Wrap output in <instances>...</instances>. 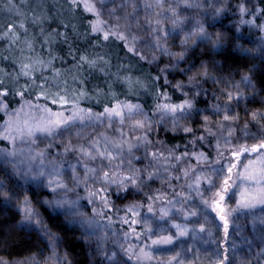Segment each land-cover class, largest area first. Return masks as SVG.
I'll return each mask as SVG.
<instances>
[{
    "label": "snow or ice",
    "instance_id": "1",
    "mask_svg": "<svg viewBox=\"0 0 264 264\" xmlns=\"http://www.w3.org/2000/svg\"><path fill=\"white\" fill-rule=\"evenodd\" d=\"M109 0H71V4L75 6L83 5L85 11L92 13L95 16V21L90 22L91 31L93 33H99L102 35L103 40L107 41L110 37L124 41L125 47H127L128 52L139 55L140 59H146V57L136 51L135 45L139 37L130 32L131 24L130 17L136 19L137 7L135 0H126V5L132 8L131 13H125L123 17L116 14V9H107L106 5ZM97 4L100 7H97ZM179 5H177L178 7ZM186 7H200L199 4L193 5L185 3ZM124 7V5H122ZM143 7L145 10L154 8H163V0H155V3L150 2V0H144ZM107 10L109 17L114 21L112 24H108L106 20L102 18L103 11ZM216 14H220L224 11L223 8H216ZM239 11L243 17L247 13V9L243 4L239 5ZM168 12L171 20L172 30L175 31L180 23V17L176 11V8L169 7ZM264 12V9H257V12L253 14L252 19L244 20L241 19V24H248L250 26H255L256 15ZM157 17L160 16L159 12H154ZM148 25L151 27L152 33L160 32L162 35L153 36L152 48L159 51L161 54L166 55L176 62L170 67L172 69L179 70V63L185 60L186 50L191 40L193 44L197 41L195 38L199 39V42H209L214 48L221 46V41L219 36L215 39L206 33L203 26H200L196 30L184 35L181 40V48L185 49L180 52H171L161 40H167V37L171 34L169 31H164L162 25L163 21L161 19H156L152 21L147 16L145 17ZM36 22L35 20L33 21ZM155 24L156 27H152ZM107 25V28L105 27ZM138 26V25H137ZM21 29L25 28V25L21 23L19 25ZM261 30L264 31V25H261ZM11 26L8 31L11 32ZM13 40L19 39L18 36L13 33ZM31 49V44L28 45ZM31 60V58H28ZM75 59V57H73ZM102 59V58H101ZM157 59L155 55L149 60V63L154 62ZM79 64L76 65L77 68L82 67L83 64H87L89 67H94L97 63L95 59H89L87 56L80 57ZM107 63V62H105ZM52 60H49L47 64L43 60L37 59L31 63H22L19 74L15 77L16 80L22 76L28 81L21 86L22 90L16 89L12 92V95L19 96L21 100L24 99L25 92L29 90L30 87L35 86L39 89V94L36 96V100L41 99L45 101H50L53 105H58L61 110L53 111L47 104L41 105L39 103L33 104L31 101H24L19 109L14 110L13 113H9L8 104L5 102V98L9 96V90L4 85V79L0 77V112H4L5 115L9 116V119L5 121L3 130L0 131V140L8 141L11 145L10 149H0V164L5 166L11 165L13 174H19V166L25 163L24 159H18L19 157H25L28 161L27 171L23 173L21 178H30L35 181L38 186L43 185L50 189L53 194L62 191L65 195L63 198L54 199L52 201H43L54 213L61 214L66 218H69V223L79 224L81 227L91 226L98 223L93 219H88L85 217L82 211V205L80 203L81 199H87L89 205H99V207H92L91 211L94 217H104L106 211L112 210V201L109 199L110 191L112 186H115V193L118 195L121 191L128 192L131 187L136 192H142L143 186L147 185L149 181L155 179H162L159 169L153 168L148 170L145 168L143 172L139 168L133 166V160H140L141 158L135 156L133 153L134 149H138L144 146L152 145L153 141L149 139V133L156 132L153 127L152 120L148 117L146 113H143L140 105H134L131 103H116L113 107H104L102 113H93L91 109H83L79 107V99L83 98L86 93L81 90L78 94L73 91L71 98L68 95L67 81H63V87L56 83L55 78H50L43 75V71L50 67ZM169 65H165L164 68H160L159 72L161 75L153 77V81H160L163 79V84L168 86L170 84L168 80L167 70ZM202 71L197 75H192L188 77L187 85L182 82H177L174 87L177 90L183 88H189L193 91L191 98H188L189 93L185 91L183 95L186 97L182 103H164L158 104L157 110L161 113L160 120L165 117H171V131L176 132L178 129L186 134H193L194 139L189 143L195 148L196 141H205V136L216 137V151L217 156L214 158V164L219 165L218 167L213 166V162L209 161V157L204 152L192 151L189 153L187 150V145L185 146V151L177 155V149L180 145H176L173 148L167 149V155L164 151L147 152L145 153V158L150 157L154 164L161 165L165 172L169 171V165L172 168L176 167V164L181 163L184 160L195 159L197 165L207 164L206 168H202L201 171L195 175L193 183L188 184V188L194 190L198 196L201 198V203L204 205V212L215 213L216 217L223 222L222 227L225 234V240H227L228 230H229V218L234 214L243 213L246 211L253 210L257 207L264 208V139H260L258 143H254L249 146L247 143H240L233 148L229 149L227 146L232 145L231 137L233 136L234 129L231 127L232 123L238 120V114L229 115L228 113L233 111L230 107L232 101L237 103L247 99L243 92L240 91V84H233L231 87L235 91L224 90L228 103L221 106L219 103L212 106V114L220 115L223 113L222 121L216 122V131H213L211 127L212 121L208 115H202L203 130L204 135L195 136L194 129L190 126L188 121L191 120L193 114L201 115V111L195 107V97L200 96L202 89H197L198 77L203 79H209L214 77L209 76V71L206 65H202ZM3 71V70H0ZM40 72V83L37 84V77L35 73ZM55 76L59 77L61 73L59 70H54ZM59 89L56 92H52L47 85L49 81ZM73 80H77L74 76ZM83 83V81H79ZM131 84V81H128ZM140 83V81H136ZM242 83L247 88H254L255 85L248 76L242 78ZM143 86V85H141ZM63 93V94H61ZM165 100H169L170 97L166 93H159ZM218 99L217 97H213ZM25 105H27V111L25 110ZM65 110L69 112L65 115ZM39 113V115H37ZM142 115L143 119H136L131 125V130L133 132L139 130L143 133L142 136L135 137L137 143H133L131 140L126 139V134L122 129H117L119 132L120 139H111L103 133L98 137H94L88 140L87 145L84 143H73V139L77 141L81 139H87L86 135L82 134V129L91 126L94 123H104L107 121V127H112L113 118H118L119 124L123 125L125 122V116L127 115L131 118L134 115ZM251 120L256 124H260V121L264 120V111H253L249 113ZM225 122H227L228 127L225 128ZM264 127V125H262ZM166 130H168L166 128ZM217 132L220 133L217 136ZM227 133L225 135L224 133ZM250 135L247 131V124L245 125V136ZM38 138H44L48 140V144L45 149L36 151L31 146L37 143ZM255 138V137H254ZM221 139L224 141L225 150L229 151V156L225 157L224 152L221 151ZM19 140L20 145H27V147H18L17 141ZM160 144L161 141H156ZM56 147L62 148V151L56 152L58 157H66L70 153L76 157L75 164H69L67 172L70 174L69 178L72 182V187H69L63 179L64 166L56 160H49V166H45V159L50 154L49 149L55 150ZM125 151L128 157H125ZM247 154V155H246ZM246 157V162L241 164L240 158ZM176 161V164H171L172 160ZM221 159L225 163H221ZM39 162V166L35 172L32 171V162ZM94 163L96 166H90V163ZM128 165V172H121L120 169L124 165ZM77 167L82 168L83 176L79 175L77 172ZM193 172H196V168L189 165V167L182 170V177L176 176L172 177L169 174L168 179H185L187 180ZM46 180H41V178ZM239 180L240 184L237 185L236 181ZM231 181V183H230ZM206 186V190L210 194L208 198H205L204 192L201 191V184ZM99 185V186H97ZM87 193L86 197H78L77 199H69L67 193L75 192L78 188L82 187ZM239 188V198L235 199V207H230L226 204V198L233 188ZM5 185L0 182V195H4L8 198L7 192L4 191ZM232 196L235 197L236 193L232 192ZM149 201L154 199L153 196L147 197ZM161 195L155 196L156 200L161 199ZM169 204L172 201H168ZM144 207L140 203H132L126 207V212L130 213L133 219L129 220L127 217H122L121 220L124 224L129 225L130 231L124 233V240L127 242L129 238H134L136 241H140L139 245H134L131 243L127 244L125 247L121 244L128 260L131 261L133 258L136 264H184V261L180 259V253H176L173 256L168 257L166 260L163 258H157L154 256L153 250L158 248L160 245H169L173 243V237L171 235L162 236L158 235L156 239L152 236L155 234L152 227L147 222L144 221V231L138 232L135 225L140 223L135 217H139V209ZM147 210L149 213L153 212V206L151 203L147 205ZM24 221L27 224H40L41 221L37 218L38 213L30 206V201L25 198L24 208L22 209ZM191 216H196V211H191L189 213ZM168 215V210H160V218L163 219ZM79 218V219H77ZM109 223H111V218L109 217ZM207 221V217H205ZM177 231V235L186 236L188 230L182 228L180 225H173ZM200 232H204L205 228L201 225ZM91 234V233H90ZM44 235L49 238V246L52 249V256L48 257L53 264H69L66 258H61L56 254V242L59 237L55 236L53 233L44 230ZM209 235L211 232L209 231ZM145 236L146 243L141 240V237ZM227 248L224 250L223 258H218L215 264H225L229 257L227 255ZM116 253H111L110 259H115ZM197 256L195 260H198ZM195 260L189 261V264H195ZM0 264H8V261L0 258ZM17 264H36L35 258H25V260L17 261Z\"/></svg>",
    "mask_w": 264,
    "mask_h": 264
},
{
    "label": "trees",
    "instance_id": "2",
    "mask_svg": "<svg viewBox=\"0 0 264 264\" xmlns=\"http://www.w3.org/2000/svg\"><path fill=\"white\" fill-rule=\"evenodd\" d=\"M120 6L125 3V0H115ZM248 1V0H246ZM245 1V2H246ZM256 2V5L259 9H264V0H251ZM112 0H109L108 3H112ZM52 3L56 6V8H74L75 11L73 13H69L66 11L57 12V17L53 18L51 21L48 20L44 25L45 34L50 35L49 42V50L48 55L51 56L52 66L57 69H67L69 67L75 66L80 62L78 57L81 56H97L95 42L103 40L102 35L99 33H93L91 31L90 22L95 21V16L92 13H89L84 10L83 5L73 6L71 4V0H52ZM242 3L241 0H236L231 3L226 10H224V16L217 21L208 20L201 24L205 29L206 33L211 35L213 39L219 36L221 41V46L214 48L213 45L209 42H199L198 38L196 39V43L193 44L192 41H189L185 60L179 63V70L172 69L170 66L174 64L176 61L172 58L157 52V58L166 65H169V70H167L168 80L170 84L165 86L163 84V79L160 81H153V77L161 75L158 68H155L149 63L148 57L146 59H140L139 55L128 52L127 47H125L124 41L115 39L114 37H110L106 42V48L110 53V57L108 61L110 64L120 63L125 67H129L132 72V76L136 78L143 85L141 86L140 93L137 96H134L132 93L129 94L130 87L134 86L133 82L129 85L127 80H122V88L124 93L119 90V94L116 93V98L114 100H109L106 103L100 104L101 106H94L99 104H93L84 109L95 110L97 113H102L104 107H113L116 103H131L134 105H140L143 113H146L148 117L153 122V127L156 129V132L149 133V139L153 141L152 145L140 147L138 149H134L133 153L135 156H140L142 160H138L133 164L135 168L141 166V171L145 168L148 170H152L153 168L159 169L160 175L165 176L166 182L159 188H151L149 183H157L155 179L149 181L147 185L143 186L142 192H136L131 187L128 192H121V194H111L113 195V199L115 205L119 208L126 209V207L132 203H140L146 206L147 203L151 202L148 200V196L161 195V197H165L167 199H175L182 203L184 207H186V200L184 194L188 192L190 189L188 188V184L193 183V179L195 175H197L202 168H206L207 164L197 165L195 159L184 160L179 164H176V161L173 159L171 164H176L175 168H172L169 165V171L165 172L161 165L154 164L151 161V158L148 157L147 161L145 159V153L157 151H164L165 155H167V149L173 148L176 145H180V148L177 149V155L181 154L185 151V146L187 145V150L189 153L192 151L196 152H204L208 157L209 161L213 162V166L218 167L219 165L214 164V158L217 156V151L215 148L216 145V137H208L205 136V141L201 142L199 140L196 141L195 148L189 143L194 139L193 134L183 133L181 130H177L176 132H172L171 129V117H165L163 120H160L161 113L157 110L158 104L164 103H173L179 104L186 98L182 91V89L177 90L174 85L177 82H182L183 84L188 83V77L192 75H197L200 71H202V65H206L209 71V76L214 77L209 79H203L198 77V86L199 89H202L200 96L195 97V107L201 111V115H208L212 110L208 111L209 108L213 104L219 103L223 106L225 103H228L226 95L224 94V90L235 91L231 87L233 84H240V91L243 92L244 96L247 99L242 100L240 102L232 101L231 109L233 111L229 112V115L238 114V120L236 121L239 125L232 123L231 127L234 129L233 136L231 139H234L237 134H241L242 127L246 122L251 123V117L249 113L253 111H264V55L259 53L251 47L247 43L246 37L244 36L241 30L237 29L236 19L240 18L239 5ZM49 4L47 1H38L32 0L29 9L30 11L36 12L39 14L43 20H45V16L49 13L45 10V6ZM97 7H100L97 4ZM43 10H45L43 12ZM51 10V8H50ZM108 11L105 10L102 13V18L107 21L109 24L113 22V20L109 17V14H106ZM124 12V10H123ZM213 13V12H212ZM12 12L10 15L12 16ZM264 18V12H261ZM211 19V18H210ZM110 25V24H109ZM29 26L33 27L32 22L29 21ZM107 28V25H106ZM78 32L86 34L87 38L82 39L81 37H77ZM24 33L22 31L17 32V36L23 39ZM47 36V35H46ZM177 39V43L170 47L174 52L184 51L179 42L183 39L182 35L171 36L167 38L168 42H172ZM20 42L16 39L11 41L9 38L7 45L4 39L0 38V71L2 78L8 77V83H4L3 87H6L9 90V96L6 97L11 107L14 105L24 102L25 100H31L33 104L47 102L43 99L37 101L36 96L39 94L36 88H31L28 92H25L24 99L21 100L19 96L12 95V92L16 90L17 81L23 82L26 80L24 77H20L19 80H16L17 72L20 71L21 65L19 68L16 63L10 60L9 55H11L8 51L16 49V45H19ZM25 44V43H23ZM3 45H6L5 51H3ZM28 46V45H27ZM22 50H28V48L23 46L20 47ZM99 49V48H98ZM23 54V61H31L26 60L27 54ZM255 52V54H254ZM75 57V59H73ZM48 61L44 62L47 64ZM48 70V69H47ZM36 75V74H35ZM244 76H248L251 78L252 83L255 85L254 88H247L242 83V78ZM39 77L38 75L36 76ZM87 80V87L92 88L96 87L99 89H103V85L101 82L105 75H98L94 70L86 71L83 75ZM121 77L125 78L123 75ZM127 87V89H126ZM145 88L143 91L142 89ZM198 89V88H197ZM90 91V90H89ZM159 93H166L169 100H165L162 95ZM193 93H189L188 98H191ZM217 97L218 99H214L213 97ZM49 103V102H47ZM52 105L51 103H49ZM201 115L193 114L188 123L194 129L195 136L204 135L203 130V122L200 121ZM140 116V115H138ZM142 116V115H141ZM135 117V116H132ZM136 119H143L142 117H135L133 121ZM211 119V118H210ZM212 121V119H211ZM128 122V121H125ZM264 123V120H262ZM104 123H107L106 120ZM94 125V124H93ZM91 125L89 127L94 128ZM119 124H114L112 126H118ZM97 127V126H96ZM211 127L213 131H216V122L212 123ZM228 127L226 123L225 128ZM166 128L168 130H166ZM242 129V130H241ZM108 132H110V128H107ZM227 135V133H224ZM134 140L133 143H137L135 137L142 136L143 133L139 130L133 133ZM220 133L217 132V136ZM156 141H161L162 143L158 144ZM221 143V151L224 152V156H229V151L225 150V145L223 139L220 141ZM228 147V146H227ZM229 148V147H228ZM126 156L128 157L127 152L125 151ZM131 158V157H129ZM221 163H225L223 159H221ZM196 168V172H193L192 175L187 179H171L169 180V174L172 177L181 176L182 170L184 168L189 167ZM6 186V185H5ZM7 188L5 192L8 194V198L6 199L4 195H0V258H6L8 260H16V259H25L31 256L42 255L43 253H49V248L47 242L42 238L40 231L35 228H24L21 226V211L20 207L24 204L25 198L28 197L32 203L41 208L40 203L36 196L37 194L34 192H29L27 189H23L20 186H16L13 182L7 183ZM184 193V194H183ZM39 197V196H38ZM238 195L235 196V199H238ZM196 200V199H195ZM154 201H157L156 199ZM228 200H226L227 202ZM231 203L230 201L227 202ZM199 205H201L199 203ZM202 206V205H201ZM230 206V205H229ZM160 205H157V209ZM235 207V203L231 206ZM42 211L47 218V221H50L53 218H49L47 215V211L42 207ZM190 213V212H188ZM260 214L259 219L264 218V208L257 207L252 210V214ZM198 214V213H197ZM247 214L246 212L234 214L230 217V222L232 223L230 228V232H228L227 240H223V227L222 223L219 222L216 218L212 220L214 230L216 232H211L209 235V228L207 225L202 223L201 215L196 216H188L190 217V231L189 232H200L199 229L201 225L204 226L205 231L201 232L202 237H210V240H215L218 238V246L220 249L218 253H222L224 255V250L226 248L229 249L231 243H234V240L243 241L248 238L249 234L252 236L261 238V242L264 244V232H248L247 228H239L237 226L240 225L241 216ZM251 214V215H252ZM210 215V213H208ZM263 215V216H262ZM125 217L129 218V216ZM132 217V216H131ZM156 217L160 218V215L156 214ZM185 217L187 215L185 214ZM240 217V218H239ZM208 219V218H207ZM168 219L165 217L164 221L166 222ZM118 221V220H117ZM49 223V222H48ZM50 228L53 232L57 233L60 237V246L58 249L60 253L64 255L69 264H89L90 256L89 249L84 241L80 239V235L77 231L70 230L65 228L61 224V219L54 217V221L51 222ZM252 230H256L252 228ZM234 231V232H233ZM187 236L182 237L180 241H177L176 244H184L186 248V252L189 258L195 260L196 255L193 249L192 244L186 242ZM254 240H251L252 243ZM179 242V243H178ZM261 243V246H263ZM209 245L213 247V242L210 241ZM209 246V247H210ZM251 248V247H250ZM164 248H156L155 251L164 250ZM189 249V250H188ZM264 249V246H263ZM253 250H248L247 252L244 250L245 261L248 260L249 264H256L253 259L249 260L253 255ZM102 258L106 257L108 252H102ZM205 256H209L207 252H205ZM240 254H243L240 251ZM201 255L198 253V257ZM217 255V252H216ZM227 255L229 257V251H227ZM254 257V255H253ZM202 259V258H201ZM205 261V260H204ZM195 264H205L200 261H195ZM225 264H234L229 257L228 261ZM260 264H264V258Z\"/></svg>",
    "mask_w": 264,
    "mask_h": 264
},
{
    "label": "rangeland",
    "instance_id": "3",
    "mask_svg": "<svg viewBox=\"0 0 264 264\" xmlns=\"http://www.w3.org/2000/svg\"><path fill=\"white\" fill-rule=\"evenodd\" d=\"M32 0H0V38L6 42L11 38V41L13 40V33L17 36V32L22 31L24 33L23 39L19 38L17 39L20 44L16 45V49L11 50V51H6L9 52L11 55H9L10 60L14 63L17 64L18 68L19 65L22 63H31L37 59L43 60L44 62L51 60V56L48 55V50H49V42L48 41L50 38V35L45 34L44 32V25L45 22L48 20H52L53 18L57 17V12H62L66 11L69 13H73L75 11L74 8H56V6L52 3V0H38V1H47L49 4L45 6V10L48 11L49 13L45 16V20L41 18L39 14H36L34 11H30L29 5ZM112 3H107L106 8L111 9L115 8L116 9V14L118 16L123 17L125 13H131L132 8L130 6L126 5V0L125 3H123L124 7L120 6L118 3H116L115 0H112ZM236 0H163L164 7L163 8H154V9H148L145 10L143 7L144 0H135L136 7H137V12H136V19H130V32L132 34H135L139 37L135 48L138 53L143 54L145 57H148V60L152 59V56L155 55L157 57V52L154 48H152L153 44V36H160L162 35L160 32L157 33H152L151 27L148 25L145 17L147 16L149 19L152 21H155L156 19H161L163 21V29L164 31H169L171 34L168 37L171 36H178L182 35L184 37L185 34L190 33L197 28L201 26L202 23L212 20V21H217L220 20L224 16V11L221 12L220 14H216L215 9L216 8H223L226 10L228 6L235 2ZM244 5V7L247 9V13L242 17L240 13V18H237L235 21L237 29L241 30L240 32H243L244 36L246 37L247 43L251 45V47H254L256 51L264 55V31L261 30V25H264V18L261 13L256 15L255 19V26H250L248 24H241V19L244 20H250L253 17V14L257 12L258 6L256 5V2L251 1V0H241ZM246 1V2H245ZM150 2L155 3V0H150ZM188 4H199L200 7H186L185 3ZM240 4V5H241ZM177 5H179L177 7ZM100 6V5H99ZM169 7H174L176 8V11L180 17V20L182 21L179 25V27L175 31L172 30V24L171 20L168 18L170 16V13L168 12ZM51 8V10H50ZM43 10V12L45 11ZM124 10V12H123ZM13 13L12 16L10 13ZM154 12H159L160 16L157 17L154 15ZM213 12V13H212ZM108 14V12L106 13ZM93 15V14H92ZM211 18V19H210ZM36 21L35 23L33 21ZM29 21L33 23V27L29 26ZM23 23L25 25V28L27 31L24 29H21L19 25ZM113 22L109 21V24H112ZM138 25V26H137ZM11 26V32L8 31L9 27ZM106 27V26H105ZM152 27H156L155 24L152 25ZM47 35V36H46ZM77 37H81L82 39H86L87 35L78 32ZM167 37V38H168ZM25 43V44H23ZM161 43L164 44L171 52H174L170 47H173L175 43H177V39L173 40L171 43L168 42L167 40H161ZM31 44V49L22 50L20 47H27V45ZM6 45H3V51L6 49ZM178 45H181V42L178 43ZM98 47V48H96ZM95 48H96V55L97 56H87L89 59H95L97 61L96 65L94 67H89L87 64H83L82 67L77 68L76 65L69 67L67 69H57L53 67L52 65L50 67H47L43 71V75L50 77V78H55L56 83L60 84L61 87H63V81H67V87H68V95L69 98H71L73 91H75L77 94L83 90L86 95L83 98L79 99V107L80 108H87L89 106H92L93 104H99V105H94V106H101L103 102L106 103L109 100H114L116 98V93L119 94V90L124 93L123 91V84L122 80H127V82L130 80L131 83L133 82L134 86L136 84V87H130L129 94H133L134 96L139 95L141 83H136L138 81L136 78L132 76V72L130 71L131 69L129 67H125L122 62L120 63H115V64H110L108 61V58L110 57V53L106 48V42L105 40L97 41L95 42ZM27 55L26 60L28 58H31V61H23V55H21V52L23 54L25 53ZM255 54V52H254ZM86 56V55H84ZM102 58V59H101ZM80 59V57H78ZM107 62V63H105ZM152 66L154 65L155 68H164L166 63L162 62L160 58H157L154 62L151 63ZM1 69V68H0ZM48 69V70H47ZM94 70L97 72L98 75H105L106 81L102 80L101 85H103V89H99L96 87H90L88 88L86 83L87 80L85 77H83L84 73L89 70ZM54 70H59L61 75L59 77L55 76ZM169 70V68H168ZM20 71L17 72V75L19 74ZM36 76L38 75L39 77L37 78V84H39L40 81V72L35 73ZM123 75L125 78L121 77ZM76 77L77 80H73V77ZM0 77H1V72H0ZM22 77V76H21ZM4 83H8V77L3 78ZM79 81H83V83H79ZM25 83H28V81L24 80L23 82L17 81L16 83V88L22 90L21 86L24 85ZM129 84V83H128ZM130 85V84H129ZM187 85V83L185 84ZM47 87L50 88L52 92H56L59 89L52 83V81H49V84ZM32 87L29 88L31 90ZM33 88H36L33 86ZM197 88L199 89V86L197 84ZM37 89V92L39 93V89ZM127 89V87H126ZM145 88L142 89V91ZM28 90V91H29ZM90 90V91H89ZM26 91V92H28ZM182 91H187L188 93H193L194 90H190L189 88H183ZM63 94V93H61ZM27 101V100H26ZM31 101V100H28ZM5 102L8 104V110L9 113H13L14 110L19 109L21 104L24 102H21L19 104L14 105V107H11L8 100L5 98ZM32 102V101H31ZM50 103V101H47ZM47 102H39V104L44 105L47 104L48 107H50L53 111H59L61 110L58 105H50ZM103 103V104H104ZM102 104V105H103ZM214 105V104H213ZM212 105V106H213ZM209 108L208 111L212 110ZM230 107H232L230 105ZM25 110L27 111V105H25ZM93 113H97L95 110ZM69 112L65 110V115H68ZM39 115V113H37ZM134 115L135 117H142L141 115L138 116ZM208 116L212 119V122H217V121H222L223 119V113L220 115H213L212 111L211 113L208 114ZM129 118L127 115L125 116V121L123 125L119 124L118 118H113L112 120V125L114 124H119L118 126H112L110 128V132L107 130V123H94L91 124L94 126V128L91 127H86L82 129V134L87 136V139H81L77 141L76 139H73V143H84L87 145L88 140L93 139L94 137L100 136L101 133L104 135H107L111 139H120L119 132L117 129H122L123 132L126 134L125 138L129 140H134V135L133 131L131 130V125L133 123V118ZM9 119L8 115H5L4 112H0V131L3 130V126L5 124V121ZM202 120V115L200 117V121ZM107 122V121H106ZM227 122H225L226 125ZM235 123V122H234ZM237 125L239 123L236 122ZM247 124V131L250 133V135L245 136V125ZM264 123L260 121V124H256L251 120V123L246 122L242 127V132L241 134H237V136L232 140V145H229V149L233 148L234 146L240 144V143H247L249 146H251L254 143H258L260 139H264V127H262ZM97 126V127H96ZM255 137V138H254ZM48 140L44 138H38L37 143L35 145H32L31 147L36 150H42L45 149L46 145L48 144ZM17 146L18 147H27V145H20L19 140L17 141ZM11 145L9 144L8 141L5 140H0V149H10ZM49 155L47 156V159H45V166H49L48 161L49 160H56L59 163H62L64 166V175L63 179L66 183H68L69 187H72V182L69 178L70 174L67 172V168L69 164H75L76 163V157L73 154H69L66 157H58L56 156V152L62 151V148L56 147L55 150L49 149ZM247 155V154H246ZM126 158H129L126 156ZM140 157V156H139ZM142 158V157H141ZM18 159H24L25 163L21 164L19 166V174H13L12 167L11 165H3L0 164V182H2L4 185L7 186L8 182H13L16 184V186L22 187L24 190L27 189L29 192H34L37 194V198L40 199L38 202L41 205V208L39 206H36L34 203L31 202V200L27 197V199L30 201V206L39 214L38 219L41 221L40 224H27L24 221V216L22 209L24 208V204L20 207L21 211V226L24 228H35L40 231V234L42 235V238L47 242L48 248H49V253L42 254V255H35L29 257L35 258L36 264H53L51 260H48V257L52 256V249L49 246V238L44 235V230L47 229L51 233H53L55 236L59 237V235L55 232L52 231L50 228L51 222L54 221V217L60 218L61 219V224L70 230H75L77 233L80 235V239L84 241L89 249V256H90V263L89 264H136L135 259L129 261L127 255L125 254L123 248L121 247V244H123L125 247H127L128 243L134 244V245H139L140 241H136L134 238H129L127 242L124 240V233L129 232L130 228L129 225L124 224L121 220L122 217L129 216V220L133 219L131 217L130 213L126 212V209L119 208L115 205L113 195L111 194H116L114 189L115 186H112V190L110 191L109 199L112 201V210L111 211H106L104 217H94L93 213L91 211L92 207L96 206L99 207V205H89L87 202V199H81L80 203L83 206L82 211L85 214V217L88 219H93L95 221H98V223L93 224L91 226H85L81 227L78 223L77 224H72L69 223V218H66L65 216L61 214L54 213L46 204L43 203V201H52L54 199H60L64 197V193L62 191H59L56 194H53L49 188L39 185L35 182L32 181L30 178H21L23 176V173L27 171L28 168V161L25 157H19ZM131 159V158H129ZM147 161H149L147 158H145ZM142 160V159H140ZM139 160V161H140ZM138 160H133V164ZM146 162V161H145ZM145 162L142 167H144ZM150 162V161H149ZM196 162V160H195ZM246 162V157H241L240 158V163L243 164ZM90 166H96L94 163L89 162ZM197 163V162H196ZM39 166V162H32L31 167L32 171L35 172ZM141 166L138 168L141 169ZM121 172L127 173L128 172V165L125 164L122 169H120ZM77 172L79 175L83 176V170L80 167H77ZM162 179H155L157 183H149L151 188H159L162 187L165 180V176L161 175ZM41 180H44L42 177ZM44 183H46V180H44ZM231 183V181H230ZM236 184L239 185L240 182L239 180L236 181ZM5 186V189L7 188ZM99 186V185H97ZM239 188H233L232 191L229 193V196L226 198V200L230 201L231 203L226 204L230 207L235 203V200L232 196V192L236 193V196L238 195L239 197ZM201 191L204 192L205 198L209 197V193L206 190V186L201 184ZM123 192V191H121ZM121 192L119 194H121ZM184 197L186 200V207L182 205L181 202L175 200V199H167L165 197H162L161 199L154 201L155 196L152 194L151 196L154 197V199L149 202L153 206V212L149 213L147 210V205L141 207L139 209L140 215L139 217H135V219H138L140 223L135 225V228L138 232H143L144 231V221L147 220V222L150 224V226L153 229V232L155 233L152 238L156 239L158 235L162 236H168L171 235L173 237V243L169 245H160L159 248H164V250H158L154 252V256L157 258H163L167 259L170 256L175 255L176 253H180V259L184 261V264H189V261H193L192 258H189L187 254V250L185 248L184 244H176L177 241H180L182 237L184 236H179L177 235V231L173 225H180L182 228H186L188 230L187 237L188 239L186 242L192 244L193 249L195 251L196 257L199 255V259L197 261H201L203 259V263L205 264H215L216 260L218 258H223L222 253H218L217 249H220L218 246V238L216 237L215 240H210V237H202L201 232H189L190 231V217H188L190 214L188 212L191 211H196L198 213L197 215H201V221L205 225L208 226L210 232H216L214 230V226L212 223V220L215 218L219 220L218 217H216L215 213H210V212H204V205L201 203V198L196 194L194 190H189L188 192L184 191ZM118 194V195H119ZM2 196V195H1ZM39 196V197H38ZM67 196L69 199H77L78 197H86L87 193L84 191L83 186L78 188L75 192H69L67 193ZM196 199V200H195ZM168 201H172L171 204L168 203ZM199 203L202 205H199ZM157 205H160V207L157 209ZM42 207L47 211L48 217L53 218L50 221H47V218L45 217ZM161 209H166L168 210V215L165 216L168 220L165 222L164 219L156 217V214L160 215V210ZM210 213V215H208ZM185 214L187 217H185ZM252 210L247 211V214L244 216H241V219H239L240 225L237 226L239 228H247L248 232H264V218L259 219L258 217L260 214H252ZM191 216V215H190ZM263 216V215H262ZM111 218V223H109V219ZM205 217H207V221H205ZM240 218V217H239ZM79 219V218H77ZM118 220V221H117ZM49 222V223H48ZM220 223L223 224L222 221L219 220ZM221 224V225H222ZM230 218H229V227L231 226ZM252 228H255L256 230H252ZM230 232V228L228 230ZM234 232V231H233ZM91 233V234H90ZM141 240L150 243V241H147L145 236L141 237ZM223 240L225 241V234L223 232ZM251 240H254L252 243ZM213 242V247L209 245V242ZM179 243V242H178ZM261 238L252 236L249 234L248 238L244 239L243 241H237L234 240V243L229 246V257H231V260L233 261L234 264H249V261H245V254L244 250L247 252L248 250H253V255L249 259H253L256 264H260L262 262V259L264 258V249L263 246H261ZM56 254L61 257L65 258L64 255L60 253V250L58 247L60 246V237L59 240L56 242ZM214 244L217 245L214 247ZM210 246V247H209ZM251 247V248H250ZM189 250V249H188ZM108 252L106 257L104 259L102 258V252ZM240 251L243 254H240ZM115 252L116 256L115 259H110L109 257L111 256V253ZM205 252L209 254V256H205ZM217 252V255H216ZM202 258V259H201ZM4 260L8 261V264H17V261H22L25 259H16V260H8L6 258H3ZM205 260V261H204ZM196 261V260H195ZM155 264V262H153Z\"/></svg>",
    "mask_w": 264,
    "mask_h": 264
}]
</instances>
